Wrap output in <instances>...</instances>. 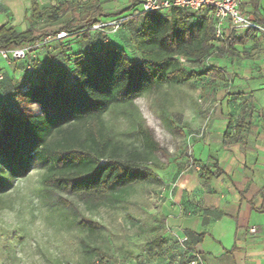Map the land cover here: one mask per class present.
Returning <instances> with one entry per match:
<instances>
[{
    "label": "trees",
    "instance_id": "obj_1",
    "mask_svg": "<svg viewBox=\"0 0 264 264\" xmlns=\"http://www.w3.org/2000/svg\"><path fill=\"white\" fill-rule=\"evenodd\" d=\"M142 1L127 0L115 11L107 10L101 0H64L45 6L33 2L24 29L0 27V50L31 45L48 34L54 37L33 49V72L24 81L11 83L8 98H2L0 188L6 180L25 176L32 161L47 166L42 177L45 187L74 195L112 196L155 178L154 170L164 166L154 158L160 145L153 131L139 123L141 148L123 153L122 145L107 132L103 115L112 105L130 103L163 84L181 85L199 76L211 85L227 81L226 73L208 61L239 58L236 46L264 38L260 0H250V20L257 28L236 33L229 27L219 39L214 35L216 20L207 8L143 13ZM123 17L116 31L130 48L131 59L120 45L107 41L105 30L111 26L93 28ZM59 31L66 36L57 39ZM77 37L84 46L75 55L73 41L67 40ZM39 49L45 52L41 60ZM181 58L199 69H189ZM252 110L253 101L239 110L238 120H230L228 128L236 137L240 138ZM197 164L203 174H209L210 167L218 172L214 162ZM259 210L264 212V198ZM85 252L90 263L98 249L89 247Z\"/></svg>",
    "mask_w": 264,
    "mask_h": 264
},
{
    "label": "rangeland",
    "instance_id": "obj_2",
    "mask_svg": "<svg viewBox=\"0 0 264 264\" xmlns=\"http://www.w3.org/2000/svg\"><path fill=\"white\" fill-rule=\"evenodd\" d=\"M126 1L108 0L112 7L106 9L115 11ZM105 31L107 41L120 45L131 59V50L119 33L112 28ZM67 41H73L72 51L78 55L84 46L81 38ZM254 49L257 56L246 58L245 65L256 64L258 68L264 62V41ZM0 62L5 64L1 58ZM182 63L189 69H199L197 65ZM17 74V80H25V75ZM216 88L218 93H224L222 87ZM236 88L234 85L227 90L230 93ZM212 90L204 76L181 85L163 84L130 103L112 105L103 115L107 132L122 145L123 153L141 148V137L136 131L139 123L155 134L160 151L154 158L164 167L155 169L157 176L147 182L136 183L112 196L74 195L45 187L42 177L47 166L37 161H32L25 176L6 180L0 188V264H117L123 254L144 247L138 241L159 238L158 227L163 220L161 185L168 179L170 166L185 164L196 139V128L206 125L197 106L212 111L211 117L218 111L215 102L209 101ZM234 95L241 100L247 92ZM85 247L98 249L90 263Z\"/></svg>",
    "mask_w": 264,
    "mask_h": 264
},
{
    "label": "crops",
    "instance_id": "obj_3",
    "mask_svg": "<svg viewBox=\"0 0 264 264\" xmlns=\"http://www.w3.org/2000/svg\"><path fill=\"white\" fill-rule=\"evenodd\" d=\"M59 1L64 0H0V27L24 29L33 2L45 6ZM101 1L105 8L112 7L108 0ZM240 8L250 18V0H241ZM260 11L264 14V0H260ZM229 27L228 22L223 24L222 35ZM262 41L259 37L236 46L239 58L208 61L228 77L214 81L208 96L218 111L211 117L212 111L197 106L206 125L196 128L185 164L169 167L168 179L161 185V236L138 241L144 247L123 254L117 264H190L192 259L198 264H264V212L259 210L264 198V62L258 68L245 65L246 58L257 56L254 46ZM37 53L43 59L44 50ZM20 66L0 62L4 73L0 104L8 98L5 93L11 83L21 82L17 80ZM234 85L237 88L229 93L227 89ZM217 86L224 93H218ZM239 92H247V97L239 100L234 95ZM250 100L253 110L238 138L228 125L238 120L239 110ZM197 162H214L218 172L210 167V173L203 174Z\"/></svg>",
    "mask_w": 264,
    "mask_h": 264
},
{
    "label": "built area",
    "instance_id": "obj_4",
    "mask_svg": "<svg viewBox=\"0 0 264 264\" xmlns=\"http://www.w3.org/2000/svg\"><path fill=\"white\" fill-rule=\"evenodd\" d=\"M241 0H143L140 4V11L143 13L167 14L173 7L187 9L189 11H198L201 8H207L209 13L216 20L215 38L219 39L222 36L221 28L225 22H228L230 27L240 33L247 31L250 28L257 26L250 20L249 16L240 8ZM123 18L114 19L106 22H99L93 26L95 29H100L104 26H111L112 31H116L119 23ZM66 33L59 31L56 38H64ZM53 36L48 34L40 41H36L31 45H24L18 48L8 50H0V58L7 66H16L21 64L22 75H29L34 70L36 52L33 50L39 47L41 43H47L53 40ZM183 61V59L181 58ZM4 78V73L0 67V80ZM234 132V131H233ZM250 232H254L255 228L251 227ZM190 264H198L197 259H192Z\"/></svg>",
    "mask_w": 264,
    "mask_h": 264
}]
</instances>
